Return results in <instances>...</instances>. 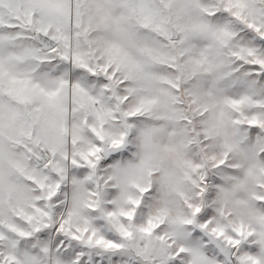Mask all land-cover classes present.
<instances>
[{
	"label": "snow or ice",
	"instance_id": "obj_1",
	"mask_svg": "<svg viewBox=\"0 0 264 264\" xmlns=\"http://www.w3.org/2000/svg\"><path fill=\"white\" fill-rule=\"evenodd\" d=\"M0 264H264V0H0Z\"/></svg>",
	"mask_w": 264,
	"mask_h": 264
}]
</instances>
